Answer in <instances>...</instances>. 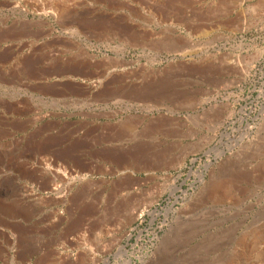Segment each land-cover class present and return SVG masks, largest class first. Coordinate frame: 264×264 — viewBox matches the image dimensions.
Masks as SVG:
<instances>
[{
  "label": "rangeland",
  "instance_id": "rangeland-1",
  "mask_svg": "<svg viewBox=\"0 0 264 264\" xmlns=\"http://www.w3.org/2000/svg\"><path fill=\"white\" fill-rule=\"evenodd\" d=\"M263 128L264 0H0V264H264Z\"/></svg>",
  "mask_w": 264,
  "mask_h": 264
},
{
  "label": "crops",
  "instance_id": "crops-1",
  "mask_svg": "<svg viewBox=\"0 0 264 264\" xmlns=\"http://www.w3.org/2000/svg\"><path fill=\"white\" fill-rule=\"evenodd\" d=\"M217 116L220 117V119H223V115L220 112H218ZM262 142H264V128L259 131L257 145L255 146V148H239V159L243 161H245L246 159L262 161L264 159V143Z\"/></svg>",
  "mask_w": 264,
  "mask_h": 264
},
{
  "label": "built area",
  "instance_id": "built-area-1",
  "mask_svg": "<svg viewBox=\"0 0 264 264\" xmlns=\"http://www.w3.org/2000/svg\"><path fill=\"white\" fill-rule=\"evenodd\" d=\"M241 118H243V120L244 121H246L247 122V124H249V119H250V121H251V119L253 120V118L250 116V113H248V109H245V110H243L242 112H241ZM234 117V116H233ZM238 117H240V116H238ZM236 120L238 119V118H235ZM256 118H254V120H255ZM231 120V123L232 124H234L235 123V120H233V118H231L230 119ZM196 177H198V176H196Z\"/></svg>",
  "mask_w": 264,
  "mask_h": 264
},
{
  "label": "bare ground",
  "instance_id": "bare-ground-1",
  "mask_svg": "<svg viewBox=\"0 0 264 264\" xmlns=\"http://www.w3.org/2000/svg\"><path fill=\"white\" fill-rule=\"evenodd\" d=\"M262 143H264V142H262ZM239 158V157H238ZM233 163V162H232ZM237 163V162H236ZM250 164V163H249ZM235 167H237V166H235Z\"/></svg>",
  "mask_w": 264,
  "mask_h": 264
}]
</instances>
